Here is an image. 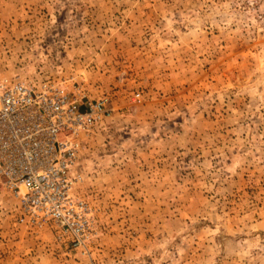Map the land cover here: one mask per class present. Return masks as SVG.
<instances>
[{
  "label": "rangeland",
  "instance_id": "rangeland-1",
  "mask_svg": "<svg viewBox=\"0 0 264 264\" xmlns=\"http://www.w3.org/2000/svg\"><path fill=\"white\" fill-rule=\"evenodd\" d=\"M0 78L111 112L83 245L0 186V264H264V0H0Z\"/></svg>",
  "mask_w": 264,
  "mask_h": 264
},
{
  "label": "built area",
  "instance_id": "built-area-1",
  "mask_svg": "<svg viewBox=\"0 0 264 264\" xmlns=\"http://www.w3.org/2000/svg\"><path fill=\"white\" fill-rule=\"evenodd\" d=\"M110 113L105 100L86 102L62 85L0 78V186L20 198V223L37 230L56 223L83 245L93 220L75 195L82 138Z\"/></svg>",
  "mask_w": 264,
  "mask_h": 264
}]
</instances>
